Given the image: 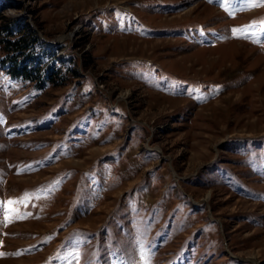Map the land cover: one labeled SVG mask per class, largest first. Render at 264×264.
Here are the masks:
<instances>
[{
	"label": "rangeland",
	"instance_id": "rangeland-1",
	"mask_svg": "<svg viewBox=\"0 0 264 264\" xmlns=\"http://www.w3.org/2000/svg\"><path fill=\"white\" fill-rule=\"evenodd\" d=\"M0 264H264L261 0H0ZM233 29L240 31L234 32Z\"/></svg>",
	"mask_w": 264,
	"mask_h": 264
},
{
	"label": "trees",
	"instance_id": "trees-1",
	"mask_svg": "<svg viewBox=\"0 0 264 264\" xmlns=\"http://www.w3.org/2000/svg\"><path fill=\"white\" fill-rule=\"evenodd\" d=\"M0 41L5 50L1 63L8 65L12 76L34 81L40 88L57 80V73L42 66L44 40L31 23L5 16L0 25Z\"/></svg>",
	"mask_w": 264,
	"mask_h": 264
},
{
	"label": "snow or ice",
	"instance_id": "snow-or-ice-1",
	"mask_svg": "<svg viewBox=\"0 0 264 264\" xmlns=\"http://www.w3.org/2000/svg\"><path fill=\"white\" fill-rule=\"evenodd\" d=\"M233 2H234V3H236V2H237V0H233ZM249 2H250V0H249ZM261 2H262V3H264V0H261ZM233 31H234V32H236V31H240V30L233 29Z\"/></svg>",
	"mask_w": 264,
	"mask_h": 264
}]
</instances>
